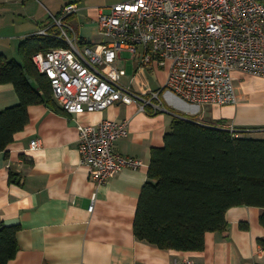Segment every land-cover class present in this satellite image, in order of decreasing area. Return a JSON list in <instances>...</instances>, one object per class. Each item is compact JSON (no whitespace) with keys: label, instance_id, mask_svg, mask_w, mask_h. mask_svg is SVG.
Returning <instances> with one entry per match:
<instances>
[{"label":"crops","instance_id":"0c3cea01","mask_svg":"<svg viewBox=\"0 0 264 264\" xmlns=\"http://www.w3.org/2000/svg\"><path fill=\"white\" fill-rule=\"evenodd\" d=\"M71 2L0 0V53L22 63V43L37 36L52 15L60 14ZM110 6L80 5L66 19L82 46L100 50L109 43L110 37L100 31L97 15L99 9L108 12ZM55 32L56 27L51 29L52 35ZM118 66L127 71L123 81L138 91L160 88L168 75V67L140 66L139 57L126 51ZM103 69L112 75L109 67ZM234 76L238 102L227 105H198L170 91L162 93L168 110L153 114L140 110L136 103H117L79 115L67 113L56 99L55 106L31 104L29 122L0 151V223L18 218L20 225L19 250L9 264H264V249L259 244L264 237L260 207L230 208L228 229L207 232L203 250L162 249L138 239L134 229L152 150L164 146L175 118L223 121L241 135L264 137V77L241 71ZM18 103L14 83L0 82V110ZM105 119L129 121V134L116 142L117 151L141 158L145 164L125 168L98 185L81 163L77 122L97 125ZM34 139L40 147L33 150ZM94 192L97 201L91 212Z\"/></svg>","mask_w":264,"mask_h":264},{"label":"built area","instance_id":"2783aa9c","mask_svg":"<svg viewBox=\"0 0 264 264\" xmlns=\"http://www.w3.org/2000/svg\"><path fill=\"white\" fill-rule=\"evenodd\" d=\"M81 9L66 4L52 15L38 35H52L66 45L34 56L39 71L52 86L55 99L70 115L103 110L111 105L138 104L147 111L168 110L162 93L204 105L238 102L235 71L264 77V0H130L115 3L109 11L99 9L97 21L102 34L110 37L100 50L82 46L66 21ZM139 57L140 66L155 63L168 67L158 89L138 91L123 81L125 68L118 66L122 53ZM107 66L112 75L103 69ZM198 123L208 125L198 118ZM81 163L89 168L98 185L125 168H139L141 158L123 155L116 142L129 134L128 120L105 119L99 124L78 123ZM236 131L231 125H224ZM31 149H38L34 139ZM97 192L92 195L93 212ZM187 264H199L187 262Z\"/></svg>","mask_w":264,"mask_h":264},{"label":"trees","instance_id":"16d2710c","mask_svg":"<svg viewBox=\"0 0 264 264\" xmlns=\"http://www.w3.org/2000/svg\"><path fill=\"white\" fill-rule=\"evenodd\" d=\"M65 45L55 34L35 35L20 47L22 63L0 53V82L14 83L19 95L17 105L0 110V151L29 122L31 104L56 105L50 80L39 71L34 55ZM207 124L175 118L164 146L153 148L135 216L138 239L162 249L203 250L206 233L227 230V211L239 205L262 208L264 226V137L241 135L223 121ZM19 228L0 227V264L17 255ZM259 244L264 249V237Z\"/></svg>","mask_w":264,"mask_h":264},{"label":"rangeland","instance_id":"374dc122","mask_svg":"<svg viewBox=\"0 0 264 264\" xmlns=\"http://www.w3.org/2000/svg\"><path fill=\"white\" fill-rule=\"evenodd\" d=\"M65 1L77 2L79 3V5H81V7L85 5H91V6L95 5V6L106 7L108 5H112L118 2H125V1H130V0H65Z\"/></svg>","mask_w":264,"mask_h":264},{"label":"water","instance_id":"95a60500","mask_svg":"<svg viewBox=\"0 0 264 264\" xmlns=\"http://www.w3.org/2000/svg\"><path fill=\"white\" fill-rule=\"evenodd\" d=\"M29 77V80L31 82H33V79L30 77V75H28ZM19 224V219L18 218H15V219H9V220H5L3 223H0V227L1 226H14V225H17Z\"/></svg>","mask_w":264,"mask_h":264}]
</instances>
